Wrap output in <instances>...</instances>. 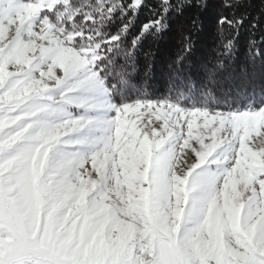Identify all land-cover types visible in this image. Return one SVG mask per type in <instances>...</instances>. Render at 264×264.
<instances>
[{"label":"snow or ice","instance_id":"1","mask_svg":"<svg viewBox=\"0 0 264 264\" xmlns=\"http://www.w3.org/2000/svg\"><path fill=\"white\" fill-rule=\"evenodd\" d=\"M193 2L0 0V264H264V35L237 64L219 0L214 57L179 22L157 81Z\"/></svg>","mask_w":264,"mask_h":264},{"label":"trees","instance_id":"2","mask_svg":"<svg viewBox=\"0 0 264 264\" xmlns=\"http://www.w3.org/2000/svg\"><path fill=\"white\" fill-rule=\"evenodd\" d=\"M220 11L221 5L219 4V0H207V3L203 8L198 7L193 2L191 6L184 8L181 16H176L175 13L172 14V26L169 31L163 33V37L159 40L157 46V68L155 74L157 81L163 82L167 77L166 66L180 50L182 41L176 31V24L179 22L185 24V32H190L195 42L193 53L188 56L186 63L190 62L192 64L194 75H200L197 68L213 58L217 49L216 20ZM236 14H243L246 17L244 25L240 29V36L237 40L238 50L236 52V62L239 64L245 59V47L249 38V25L254 19L258 24L256 35H264V3H262V0H248L246 3L242 2L240 7L237 8ZM144 15H146V13H142L141 19H143ZM194 16L199 17L201 24L199 31L191 30V26L187 24ZM132 31L134 32L135 28ZM227 34L228 33H226V35ZM151 43L150 40L145 41L141 47V51ZM261 47L264 49V46Z\"/></svg>","mask_w":264,"mask_h":264}]
</instances>
